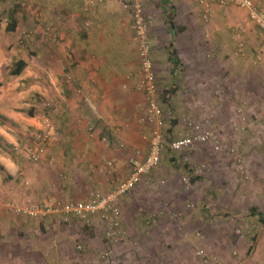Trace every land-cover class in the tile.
<instances>
[{
  "label": "crops",
  "instance_id": "1",
  "mask_svg": "<svg viewBox=\"0 0 264 264\" xmlns=\"http://www.w3.org/2000/svg\"><path fill=\"white\" fill-rule=\"evenodd\" d=\"M253 1L264 16V0ZM143 2L153 16L148 39L157 94L165 93L159 101L164 123H174L177 111L180 129V118L187 115L213 128L223 144L217 152L208 143L172 151L177 161L170 159L161 177L173 166L177 174L184 172V155L196 170L211 162L188 188H181L179 176L177 200L168 198L177 211L151 196L140 201L119 195L126 239L135 224L144 233L170 209L177 213V264H264V50L259 45L264 31L245 9L217 0ZM0 10L4 30L7 14H13L16 29L10 37L21 39L9 62L25 60L15 77L34 97L27 111L1 114L35 127L42 117L51 131L44 154L48 169L0 151V264H106L101 229L82 232L75 220L61 223V214H45L39 207L55 203L54 197L82 198L90 187L85 178L96 177L100 188L115 183L116 189L117 180L131 172L129 156L142 160L148 152L144 136L151 126L140 121L144 94L137 89L141 64L130 9L121 0H1ZM0 138L17 146L1 126ZM231 146L248 178L234 169L237 180L218 157ZM217 170L228 171V177L216 175ZM32 203H38L32 207L36 214L7 208ZM38 215L43 217L33 218ZM74 242L98 248L96 256L81 257L84 248L72 249ZM198 249L209 257L206 263L196 256Z\"/></svg>",
  "mask_w": 264,
  "mask_h": 264
},
{
  "label": "built area",
  "instance_id": "2",
  "mask_svg": "<svg viewBox=\"0 0 264 264\" xmlns=\"http://www.w3.org/2000/svg\"><path fill=\"white\" fill-rule=\"evenodd\" d=\"M121 1L124 8L130 9L134 41L140 58L141 74L137 82V89L144 94V112L140 117V121L151 126L150 135L144 136L148 142V152L142 160L137 157V154L129 156L128 164L131 172L127 177L117 180V188L114 191H101L97 189L92 191L85 200L69 199L56 201L53 204L47 205L42 210L45 214H61V220L64 223L75 220V225L78 223L76 221H80L82 224L94 228V230L97 228L101 229L103 238L108 244H116L126 238V230L122 226L121 211L117 204V197L132 190L143 179L149 185L154 183L151 173L160 163L164 146H167L170 151L178 152L190 149L196 144L212 142L215 150L220 148L218 134L214 132L213 128H205L201 123L184 114L180 118L183 125L182 131L174 138L165 139L164 117L157 94L148 39V30L153 22V16L145 12L143 0ZM217 1L221 4H233L245 9L249 19L264 31V16L260 13L253 0ZM47 136V134L39 133L37 135L39 140L26 148L24 153L28 159L38 161L42 157L44 150L40 141L46 140ZM234 150V147L229 149L230 152H234ZM52 160L50 159L49 162L52 163ZM182 161L189 166L191 165L190 158L186 155L183 156ZM107 165L111 166V162H108ZM234 169L244 177H248L241 159H236ZM193 171L197 172L196 168ZM181 182L183 184L189 183V177L183 175ZM165 208L167 209V207ZM23 212L36 214L33 208L26 209ZM168 212L172 218H177L176 212L170 210ZM149 219L150 217L147 222L150 221ZM238 234H241L240 231H238ZM76 248L80 250L82 245L78 244ZM196 256L205 263L209 260L203 249L196 250ZM102 258H110V252H104Z\"/></svg>",
  "mask_w": 264,
  "mask_h": 264
},
{
  "label": "rangeland",
  "instance_id": "3",
  "mask_svg": "<svg viewBox=\"0 0 264 264\" xmlns=\"http://www.w3.org/2000/svg\"><path fill=\"white\" fill-rule=\"evenodd\" d=\"M0 7H1V0H0ZM2 15H3V12L2 10H0V19ZM2 23L4 24V21H2ZM10 36H11V33L2 29V25L0 22V113H4L9 110H22V111L26 110L27 111L31 107L30 106V104L32 103L31 100L34 98L31 95V93L33 92L31 91L30 87L22 84L21 80L17 79L15 76H9L8 74L7 68L10 63L9 57H13L15 54L19 53L18 51L20 47L17 48V43L21 39V35H19L18 38L13 39V40ZM260 40L261 41L259 45H261L264 50V37L261 36ZM164 95L165 93L162 91L158 93V98L161 103L163 102ZM175 100L177 101V94H176ZM176 114H177V111H176ZM176 114H175V111H174V114H172L173 115L172 119L174 120V123H171V122L164 123V135H165L166 140L177 136L178 133L182 131V129H180L181 125L177 123ZM168 117L167 119H169ZM16 123H17V127H19L20 130H22L25 133L27 132L31 133V135H33L34 137H37L39 133L48 135L45 141L44 140L40 141L41 144L44 145L43 146L44 152H43L42 157L38 161H32V163L34 164L38 163L39 166L43 167V169L47 168L48 166L46 165L47 163L44 160V156L46 155L45 153L47 152L46 150H47V147L49 146V141L51 137L50 124L48 125L47 124L48 122L46 123V120L44 118L42 119V117L39 118L38 123L40 124L37 127L32 126L31 124L29 125L26 122H21V123L16 122ZM219 141H220V148L218 150H221L223 143L220 137H219ZM251 143L253 145V142ZM208 144L211 145L213 151L215 152L218 151L214 149L212 142H209ZM27 147L29 146L26 145L25 147L21 148L22 150L21 152L23 153L21 154L23 155L25 159L28 160V158L26 157L24 153ZM231 148L232 146L229 149ZM236 151H237L236 149L234 150V152H230L228 150L227 154L225 152H222L223 153L222 156L218 154V157L221 158L223 161L226 160L224 162L226 169L229 170L232 173V175L236 176L235 178L237 179L238 176L234 172V167L236 164V159H240V157L237 156ZM170 159H175L177 161V154L170 151L167 148V146H164L162 153H161L160 163L155 168V171L152 173V176L154 178V183L149 185L143 179L142 182L137 187H134L133 190H130L129 192L124 194L125 198H127L126 200L131 199L133 197H140L139 200L142 201L141 197L151 196V198L154 199L155 203H158V201L168 202V205L170 206V208L173 207V209L177 211V206H173V204L169 202L170 200L168 198H174L175 200H177V187H178L177 180L179 179V176L182 177L183 175H187L188 177H190L191 174L190 172L188 174V172H186L185 170L184 172L180 171L177 174V168L176 166H173L171 168L172 171L170 172V175L161 177L160 172L164 169V166L167 164V162ZM47 160H49V158ZM232 161H233V169H232ZM226 163H228V165ZM190 164H191V167L194 169L195 166L193 165V163L190 162ZM201 164L197 165V172H192V175L196 177L198 176L201 177V176H204L207 170L211 169L210 167L211 162L203 161V163ZM220 170H217L215 174L218 176L220 175L222 177L225 176L227 178L228 171L222 172ZM181 177H180V180H181ZM85 179L88 180L90 187H88L89 190L87 189L88 191L82 197L84 199H86L85 196L88 195L94 189H98L101 191H112L115 189V183L108 182L107 184L108 186L106 187L102 186V188H100V186L97 184L99 180L96 177H93L92 178L93 180H91L90 178H85ZM23 182H27V181L23 180ZM190 183L191 182L189 181V183L180 185V186L182 189H185L189 187ZM53 195H54V192H53ZM82 198L76 195L74 200H81ZM56 199L57 198L55 197L53 198V200L58 201ZM35 205L38 206V203H32L31 205L26 204L27 207L22 205V207L24 208L23 209L19 205H16V204L15 205L7 204V208L10 209L9 207H11V210H13L14 213H17L20 211V214L22 215L25 213L23 212V210H26V208L35 207ZM45 205L46 204L44 203L40 205L41 207L39 206L38 207L44 210L46 207ZM154 207H157V206L154 205ZM166 212H167V215L164 214L165 217H163L161 220H158L157 223H155L154 225L148 226V228L144 230L145 231L144 233L140 234V231H141L140 224L138 226L137 224H135L133 226V229L135 228L134 232H131L130 235L127 237V239L125 238L116 244H108L106 242L107 244H104V245H105L106 250L110 252V258H108L109 260L103 259V261L106 264L107 263L109 264H148V263L150 264H177V222L173 220L172 216L170 215L168 211ZM70 228H72V226ZM149 234L151 235L150 237L148 236L145 237L146 235H149ZM63 236L64 234H62L60 239H62ZM55 237H52V240L50 239L49 242L54 243L57 240ZM65 237H67V233ZM149 242L152 245L151 247L146 246V244ZM74 243L75 244H74V247L72 246V249H77L76 246L80 243H76V242ZM91 247L95 248L93 246ZM91 247L88 246V243H83L82 248L80 250H82L83 248L84 249H83V252L79 253L80 256L85 259L86 257L94 258L96 256L95 254H97L96 250L98 248H95L92 250ZM73 253L78 254V252H75V251ZM146 256H149V257H146Z\"/></svg>",
  "mask_w": 264,
  "mask_h": 264
},
{
  "label": "trees",
  "instance_id": "4",
  "mask_svg": "<svg viewBox=\"0 0 264 264\" xmlns=\"http://www.w3.org/2000/svg\"><path fill=\"white\" fill-rule=\"evenodd\" d=\"M7 20H8V23L5 27V31L13 32L16 29V22L13 18L12 13L7 14ZM25 66H26L25 60L21 57H19V58L16 57L14 60H12L9 63V66L7 68L8 74L10 76H17L22 72V70L24 69ZM31 110L28 112V114L30 116H33V111H31ZM0 126L3 127L6 132L13 135L16 139L17 144H18V146H14L8 142L1 140V138H0V151L8 154L13 159L18 160V159L22 158L23 153L21 152L22 151L21 148L25 147L26 145H28V146L32 145L33 143H35L39 140V138L34 137L33 135H31V133H28V132L25 133V132L21 131L12 119L4 116L1 113H0ZM29 160L30 159H28L27 162L32 163V160H30V161ZM183 168L186 172H188V174L190 172V174H191L189 177L190 182H194L195 179H198L196 176L192 175L193 168L191 167V165L189 166L188 164L184 163ZM2 169H3L2 165L0 164V172H2ZM6 179H10V177L6 176ZM138 185H136V186H138ZM39 217H43V215H38L37 217H33V218H39ZM60 220H61V218H60ZM60 222L64 223L62 220ZM76 222H78L77 225L79 226L77 229H79L80 231L85 232V233L94 231V228L87 226L86 224H82L80 221H76ZM64 224H67V223H64ZM39 226H40V224L38 225V227ZM106 260H109V259H106Z\"/></svg>",
  "mask_w": 264,
  "mask_h": 264
}]
</instances>
